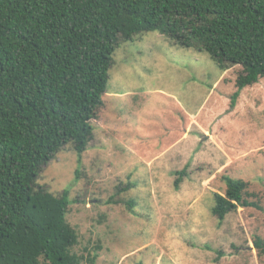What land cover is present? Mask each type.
Instances as JSON below:
<instances>
[{
	"label": "rangeland",
	"instance_id": "1",
	"mask_svg": "<svg viewBox=\"0 0 264 264\" xmlns=\"http://www.w3.org/2000/svg\"><path fill=\"white\" fill-rule=\"evenodd\" d=\"M113 59L87 151L79 159L67 145L38 178L55 196L70 192L73 252L97 253L95 264H264L253 243L264 240V79L231 108L240 66L221 71L158 33ZM225 176L247 182L261 209L215 218ZM128 183L136 187L116 194Z\"/></svg>",
	"mask_w": 264,
	"mask_h": 264
},
{
	"label": "trees",
	"instance_id": "2",
	"mask_svg": "<svg viewBox=\"0 0 264 264\" xmlns=\"http://www.w3.org/2000/svg\"><path fill=\"white\" fill-rule=\"evenodd\" d=\"M144 33L205 53L221 71L240 66L231 108L264 79V0H0V264H95L97 253L73 252L69 190L55 196L38 178L67 145L79 159L87 151L113 55ZM176 174L178 191L186 169ZM223 181L211 208L220 222L261 209L247 182ZM253 243L264 256V240Z\"/></svg>",
	"mask_w": 264,
	"mask_h": 264
}]
</instances>
